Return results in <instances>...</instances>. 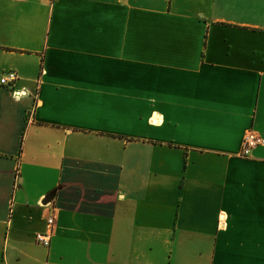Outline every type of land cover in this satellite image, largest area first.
<instances>
[{
  "label": "crops",
  "instance_id": "0c3cea01",
  "mask_svg": "<svg viewBox=\"0 0 264 264\" xmlns=\"http://www.w3.org/2000/svg\"><path fill=\"white\" fill-rule=\"evenodd\" d=\"M9 72L0 264H264V0H0Z\"/></svg>",
  "mask_w": 264,
  "mask_h": 264
},
{
  "label": "built area",
  "instance_id": "2783aa9c",
  "mask_svg": "<svg viewBox=\"0 0 264 264\" xmlns=\"http://www.w3.org/2000/svg\"><path fill=\"white\" fill-rule=\"evenodd\" d=\"M18 81V75L15 72H9L3 75L0 80L2 86L9 88L16 98H22L26 95V91L23 89H17L16 83ZM32 115L28 114V120H31ZM260 146H264V138L257 132L251 130L246 133L242 143L241 156L247 157L251 152ZM55 210V207H54ZM48 230L46 232L38 233L36 235V242L44 247H50L52 238L54 236L55 216L51 215L47 219Z\"/></svg>",
  "mask_w": 264,
  "mask_h": 264
}]
</instances>
